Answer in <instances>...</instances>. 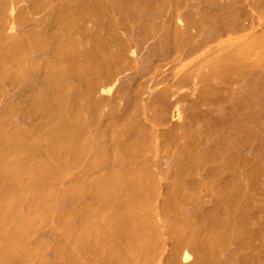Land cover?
Returning <instances> with one entry per match:
<instances>
[{"label":"bare ground","instance_id":"bare-ground-1","mask_svg":"<svg viewBox=\"0 0 264 264\" xmlns=\"http://www.w3.org/2000/svg\"><path fill=\"white\" fill-rule=\"evenodd\" d=\"M0 264H264V0H0Z\"/></svg>","mask_w":264,"mask_h":264},{"label":"rangeland","instance_id":"rangeland-1","mask_svg":"<svg viewBox=\"0 0 264 264\" xmlns=\"http://www.w3.org/2000/svg\"><path fill=\"white\" fill-rule=\"evenodd\" d=\"M194 55H190L189 57H193ZM196 57V58H195ZM205 55H201V56H194V59L191 61L192 64H188L189 67L191 66H198L200 65L201 61H203V59H205ZM198 58V59H197ZM197 59V60H196ZM207 104V105H206ZM214 100H211V99H205V100H202V103L200 105V111H199V114H198V119L196 121V123H199L201 122V125H200V131L201 132H204L205 135L208 133H210V130H211V122H210V119L213 118L214 116ZM212 107V108H210ZM212 110V111H211ZM207 137V135H206ZM205 142V139H202V137L199 138V142ZM192 153H195V155L197 156L198 153H199V150L197 149V146H193L192 147ZM186 188L184 186H182V188L180 189V194H183L186 190Z\"/></svg>","mask_w":264,"mask_h":264}]
</instances>
